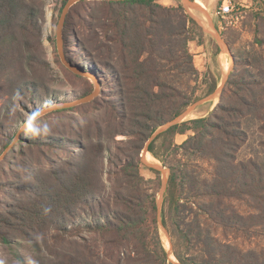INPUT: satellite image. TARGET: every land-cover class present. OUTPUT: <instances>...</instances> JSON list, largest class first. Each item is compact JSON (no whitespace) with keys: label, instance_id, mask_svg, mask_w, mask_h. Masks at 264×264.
<instances>
[{"label":"trees","instance_id":"trees-1","mask_svg":"<svg viewBox=\"0 0 264 264\" xmlns=\"http://www.w3.org/2000/svg\"><path fill=\"white\" fill-rule=\"evenodd\" d=\"M66 1H62V6ZM79 3L102 8L97 16L86 9L89 19L84 17L82 25L93 32L99 30L125 56L122 72L112 61L99 62L116 75L117 97L106 100L107 110L117 120L115 133H125L130 143L128 151H122L124 160L116 172L118 184L106 193L99 166L105 148L100 152L98 147L93 159L89 149L84 151L82 146V152L66 162V168L52 171L51 180L37 181L29 189V198L13 212L0 214V240L10 243L15 233L40 251L39 240L50 237L58 245L59 264H176L168 260L160 240L154 195L142 190L145 180L139 172V154L143 143L160 126L175 119L195 100V88L169 82L158 59L174 62L185 74L196 75L189 43H201L202 27L185 12L182 3L163 6L155 0H80L70 7L64 21L65 50L70 15ZM137 5L143 6L140 12ZM37 6L40 0L39 5L35 0H0V95L5 86L11 95L23 96L34 89L26 80V69L40 63L37 53L42 45L43 12L42 5ZM106 47L110 51L111 46ZM218 52L217 49L216 55ZM240 61L235 60L239 70L230 73L219 101L207 116L175 123L148 145V151L169 170L164 203L180 239L186 249L193 243L200 245L197 256L173 250L178 264H264V250H243L227 239H218L199 218L204 215L224 231L260 228L264 234V165L254 159L237 160V152L246 140L241 119L253 116L264 120L263 85L248 70L249 66H244L246 58ZM216 85L217 81L214 88ZM92 91L90 86L73 99ZM67 101L71 100L65 98L62 102ZM261 128L264 129V123ZM187 131L191 133L187 135ZM177 133L186 135L179 144L172 141ZM168 136L167 143L162 141L163 149H158L156 142ZM189 155L207 158L212 163L211 177L200 179L190 173L184 161ZM193 198L197 199V210L186 220L182 213L193 209L188 206ZM232 200L244 201L252 211L242 213ZM162 222L166 228L164 218ZM82 232L93 235L86 239ZM99 241L103 244L102 252ZM128 248L130 252H126ZM125 253L126 256H120Z\"/></svg>","mask_w":264,"mask_h":264},{"label":"rangeland","instance_id":"rangeland-1","mask_svg":"<svg viewBox=\"0 0 264 264\" xmlns=\"http://www.w3.org/2000/svg\"><path fill=\"white\" fill-rule=\"evenodd\" d=\"M35 1L39 5V0ZM62 1L40 0V6H37L41 7L42 5L43 12L42 45L37 53L40 63L35 64L31 69H26V80L34 86L32 90L34 94L29 91L25 92L23 96L16 93L11 95L10 91L6 90V86L2 88L3 93L0 95V153L6 150L5 143L12 140V145L6 152L4 160H0V214L6 215L8 212H13L17 206L29 198V189L35 186L37 181L51 180L52 171L66 168V162L72 161L82 152V146L85 148L84 151L89 149L88 152L93 159L96 156L92 155H95L98 147H100V152L101 148H105L103 156L99 158V162L102 160V165L99 166L102 168L101 179L106 186V193H110L112 188L118 184L116 183L118 182L116 181V172L124 160L122 151L127 152L130 147L129 139L125 133H115L117 120L107 110L109 103L106 100H113L114 98L111 96L117 97L118 83L117 81L114 83L116 75L99 63L104 60L112 61L113 66L122 72L125 56L114 45H110L108 38L101 35L99 30L93 32L84 29L82 25L84 17L89 19L86 9L97 16L102 8L92 3H79L74 6L70 15L71 29L68 34L69 39L67 43L65 42L64 54L71 60L69 62L66 59L67 62L75 70H80L82 75L64 65L56 47V26ZM197 1H200L202 5L196 3V0H155L156 3L163 6L182 3L185 12L202 27L201 43L200 41L190 42L189 51L192 55L199 57L202 55L204 64L196 75H190L185 74L184 69L175 65L174 62L158 59L163 70L162 74L169 82L188 89L195 88V100L175 119L160 126L143 143L139 154V172L145 180L141 184L142 190L154 195L160 240L168 254V260L176 264L178 261L173 255V250L182 255L197 256L200 245L193 243V245L191 244L192 249H186L185 242L179 237L168 207L164 203L169 170L148 151L150 141L158 133L175 123L207 116L219 101L230 73L239 70V65L236 64L244 58L247 60L244 66H249L248 70L261 81L264 96V0H231L235 11L229 19L221 18L217 13L223 0ZM112 7L118 9L117 6ZM136 8L140 12L143 6L137 5ZM189 8L193 9L195 16L192 15ZM210 14L215 18L216 28L211 29ZM201 21L205 28L201 25ZM208 30L212 31L211 36L207 32ZM96 37L98 39H95ZM106 44L111 46L110 51ZM217 49L219 52L216 55ZM222 54L224 55L223 59L221 58ZM197 60L196 62H198ZM223 64L229 66L226 72H224ZM22 70H25L23 65ZM216 81H219V85L217 84L214 88ZM96 83L100 84V89L94 101L41 114L43 109L60 103L65 98L74 100L73 97L82 95L90 86L94 89ZM38 84L41 87L36 89L35 85ZM15 98H17L16 101ZM241 122L242 128L246 132V140L237 152V160L254 159L264 165V129L261 128L264 120L247 116L242 118ZM190 133L187 131L186 134ZM14 138H17L15 142H13ZM185 138L186 135L177 133L172 137V141L179 144ZM162 141L167 143L169 136L156 142L158 149L160 147L163 149ZM184 161L188 165L187 170L198 178L211 177L212 163L207 158L189 155L185 156ZM171 162L173 163L174 160L172 159ZM120 182L121 180H119ZM196 202L197 199H191L188 206L191 205L193 209L183 211L182 214L186 216V220H190L194 211L197 210ZM232 203L242 213L252 211V208L244 201L232 200ZM111 206L114 207L113 204ZM162 218L166 222V228ZM199 218L202 225L218 239H227L243 250H264V234L260 228L246 231H224L212 224L204 215ZM191 232L193 234V229ZM81 234L86 239L93 235L86 232ZM72 238L75 239V237ZM77 240H79V236H77ZM39 241L40 251L29 240L18 237L15 233L10 243L0 240V264H59L61 260L57 257L56 249L58 245H54L53 239L48 237L45 241L42 239ZM98 245L102 252V242L99 241ZM111 250H108V254H111ZM126 252H130V248ZM112 253L116 255L115 251ZM120 256L124 257L126 253L120 254ZM131 256L135 257L136 255L131 253Z\"/></svg>","mask_w":264,"mask_h":264},{"label":"water","instance_id":"water-1","mask_svg":"<svg viewBox=\"0 0 264 264\" xmlns=\"http://www.w3.org/2000/svg\"><path fill=\"white\" fill-rule=\"evenodd\" d=\"M78 1H80V0H67L65 2V4L62 6V8H61V12H60V15H59V18H58V22H57V26H56V47H57L58 54H59L60 59L63 62V64L66 65L72 71L82 75V72L80 70H75L70 65V63L67 62V60L65 58L64 49H63V34H62V30H63L64 21H65L66 15H67L70 7L73 4H75L76 2H78ZM92 1H125V0H92ZM99 89H100V84L96 83L95 87H94V89H93V91L91 93H89V94H87V95H85V96H83L81 98L75 99V100L62 102V103H55L52 106L43 109L41 114L50 112L52 110L69 108V107H72V106L77 105V104H82V103H85V102H89V101L93 100L99 94ZM174 121H173V123L176 122V121L175 122ZM16 140H17V138H14L13 142H15ZM11 145H12V143L0 155V160L3 159V157L6 154V152L10 149Z\"/></svg>","mask_w":264,"mask_h":264},{"label":"built area","instance_id":"built-area-1","mask_svg":"<svg viewBox=\"0 0 264 264\" xmlns=\"http://www.w3.org/2000/svg\"><path fill=\"white\" fill-rule=\"evenodd\" d=\"M234 6L231 2V0H223L221 6L219 7L217 13L221 18H231V16L234 14Z\"/></svg>","mask_w":264,"mask_h":264},{"label":"crops","instance_id":"crops-1","mask_svg":"<svg viewBox=\"0 0 264 264\" xmlns=\"http://www.w3.org/2000/svg\"><path fill=\"white\" fill-rule=\"evenodd\" d=\"M209 24L211 25V29L212 28H216V25H215V18L213 17V15L212 14H210V21H209ZM201 25L205 28V26L201 23ZM218 27V26H217ZM208 33H210L209 34V36H211V34H212V31H210V30H208L207 31ZM207 33V34H208ZM206 34V35H207ZM204 40H205V34H204ZM204 42V41H203ZM202 42V43H203ZM202 55H200V57L199 56H196V55H193V60H195V62H194V65H195V67H196V69L197 70H200L201 68L200 67H202V65L204 64V61H203V59H202V57H201ZM199 57V58H198ZM198 59V60H197ZM196 60L198 61V62H196ZM208 60H209V58H208ZM199 65V66H198ZM218 82L219 81H217V84H218ZM219 85V84H218ZM217 86V85H216ZM212 108H213V106H212Z\"/></svg>","mask_w":264,"mask_h":264},{"label":"bare ground","instance_id":"bare-ground-1","mask_svg":"<svg viewBox=\"0 0 264 264\" xmlns=\"http://www.w3.org/2000/svg\"><path fill=\"white\" fill-rule=\"evenodd\" d=\"M196 3H198V4H200V5H202L201 3H200V1H197L196 0ZM192 4V3H191ZM197 4V5H198ZM189 10L191 11V13H192V15L193 16H195V14H194V11H193V9L192 8H189ZM202 17H203V15H202ZM201 23L203 24V21H201ZM222 59L224 58V55L222 54V57H221ZM227 63V62H226ZM223 69H224V72H226V70L229 68V66L228 65H225V64H223ZM188 114V113H187Z\"/></svg>","mask_w":264,"mask_h":264}]
</instances>
